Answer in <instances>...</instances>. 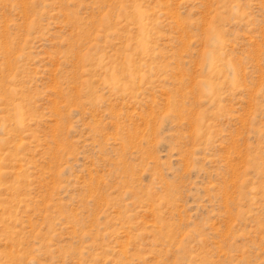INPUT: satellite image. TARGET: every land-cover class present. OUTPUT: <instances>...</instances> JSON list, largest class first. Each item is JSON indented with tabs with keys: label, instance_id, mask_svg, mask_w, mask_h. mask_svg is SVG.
<instances>
[{
	"label": "rangeland",
	"instance_id": "rangeland-1",
	"mask_svg": "<svg viewBox=\"0 0 264 264\" xmlns=\"http://www.w3.org/2000/svg\"><path fill=\"white\" fill-rule=\"evenodd\" d=\"M0 264H264V0H0Z\"/></svg>",
	"mask_w": 264,
	"mask_h": 264
}]
</instances>
